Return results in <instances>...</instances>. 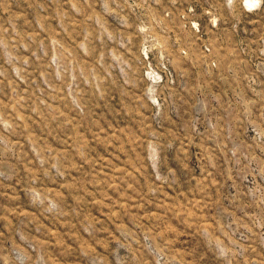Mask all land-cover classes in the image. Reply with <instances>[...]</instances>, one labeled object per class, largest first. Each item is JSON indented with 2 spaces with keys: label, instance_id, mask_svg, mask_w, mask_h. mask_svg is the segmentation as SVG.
I'll return each instance as SVG.
<instances>
[{
  "label": "rangeland",
  "instance_id": "374dc122",
  "mask_svg": "<svg viewBox=\"0 0 264 264\" xmlns=\"http://www.w3.org/2000/svg\"><path fill=\"white\" fill-rule=\"evenodd\" d=\"M0 264H264V0H0Z\"/></svg>",
  "mask_w": 264,
  "mask_h": 264
}]
</instances>
